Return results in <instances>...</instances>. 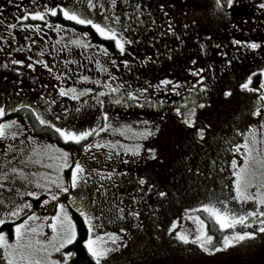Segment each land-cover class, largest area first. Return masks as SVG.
I'll list each match as a JSON object with an SVG mask.
<instances>
[{"label": "rangeland", "instance_id": "1", "mask_svg": "<svg viewBox=\"0 0 264 264\" xmlns=\"http://www.w3.org/2000/svg\"><path fill=\"white\" fill-rule=\"evenodd\" d=\"M148 1L152 2V4L157 8L166 2L169 4L175 3L177 5L185 2L188 3L189 5L187 6L191 8V10L188 13L189 15H187V23H184L182 27L181 23H177L178 25L176 26H178L179 32H181L187 38V43L191 44L188 45L191 50L193 46H197V44L201 42L203 38H205L207 33H209L212 38L224 39L225 41L222 44L223 48L218 47V49H214L213 51L210 50L206 56H197L196 59L193 58L191 53L188 51L174 53L170 62L165 63L162 66H157L155 64L156 57L163 54L165 48L169 49V44L164 42H147L146 40L148 39L144 38L145 40H139L137 42L138 45L134 48V51H136L135 58L139 61H144V55H146L150 59L145 61L143 65H140L137 62L126 67L122 63V60L118 61L119 51L109 48L108 43L105 42L103 38L91 36L89 38L91 41H89L87 36L85 37L83 35L86 33L85 28H79V30L76 29L75 35L73 36L72 34L70 36L68 29L69 26L60 24V33L52 30L54 27L50 26L45 33L42 32L40 34V36H42V34L44 35L49 33L50 37L56 39V43L59 45L69 44V50L64 54L65 59L67 57V63H64L63 67L55 71L59 72L62 70V72H67V82L71 83L74 82L75 76L78 70H80L85 75L91 77L90 80L83 83L84 86L93 87L97 90L105 87L103 84L96 85L94 83L96 79H102L106 84H111L113 87L117 86L116 84L112 83L113 80L108 81L107 79L108 74L117 75L116 72L124 75V84L130 85L131 89H138L141 88L142 85L149 83L153 85L156 83L158 78H162L163 76H174L180 81V84L176 85L177 90L175 92L169 90L167 93L176 95L182 90L191 87V84L196 80L195 77H193V74L188 71L189 68L200 67L203 69L201 75L205 77V80L201 82H206L209 77V71H211L213 68H217V64L220 62L221 57L223 56V49L226 53L230 52L233 49V46L241 50L242 45L233 43V39L240 40L242 37L253 39V34L255 33L264 36V14H262L259 10V3L261 0H243L245 4H250L253 7V10L252 13L244 18L242 23L239 21H233L232 23H229L230 21L224 17V10L226 11L228 8H224L223 10L219 9L223 18L220 16L221 18H217L215 20L213 17L212 21L204 19L203 15L207 13L208 9L210 8L211 0ZM192 2L194 3V6L192 5ZM213 4L215 5V2ZM78 13L84 14L82 11H78ZM198 24L200 25L199 28L201 30L196 32ZM185 25H187V27H185ZM150 33L153 32L151 31ZM159 35L161 34H156L154 37ZM38 36L39 35H36L35 38ZM77 37L80 38L83 44L91 45V47L85 48L81 44L71 43V41L76 40ZM145 37L150 38V36ZM99 45L104 46V49L107 50V54L98 47ZM126 47L128 51L129 46ZM256 50L258 51L255 57L252 56L247 63L240 65L237 64L232 68L230 74L227 76L228 81L222 86L220 90L216 89L213 95L210 98H207V103L203 102L205 105L203 108L198 106L200 102L194 103L197 106L194 123L196 127H199L201 124L208 125L205 119L199 122V116L209 112L212 113L214 127L220 128L223 132L227 129L235 128V126H240L243 136L236 141V144L241 145L245 140V134L249 132V126H252V129L256 131L258 139H261V151H264V127H261L260 125V120L264 119V117L254 116V118L251 113H247L249 108L255 106V97L258 95V93H253L239 87V84L244 82L249 73L256 72L255 70L258 67H264V48ZM97 58L103 63L108 64L110 69L107 72V75L104 72V74L100 76L102 69L91 65V63ZM193 60L196 61L194 65L191 63ZM111 61H115L116 63L112 64ZM56 72L54 73L56 74ZM56 77L58 78L59 75H54L52 72H49V75L46 76L48 81H52V79ZM259 78L255 83L252 81L250 87H258ZM64 81V78H62V83H64ZM171 87L169 89H171ZM160 88L162 89V92ZM160 88L152 89V91L150 90L148 95L155 96L157 99L163 98L167 89L162 87ZM225 88L231 89L232 94L228 97L223 95ZM59 89V86L48 88L46 84L44 86L37 87L32 86V84H25L23 85L22 89L19 90V85L14 83V85L10 86L9 92L5 95L4 100L12 96L16 97L19 94H27L26 98H30L31 104L37 106L38 104L35 103L37 101L34 100L37 98V96H41L39 95L42 93L41 91H48V93L54 94V96L59 98V102L56 101L57 104L55 103V107L58 105V111L60 112V115H64L62 103L65 101L63 98H71L69 96H60ZM0 90L1 92L5 91L3 83L0 84ZM80 90L82 89H79L78 91ZM141 96L142 95H140V97ZM155 104L158 107L160 102H155ZM194 104H192L190 107H187L186 109H179L181 112L187 114L191 111ZM216 104H218V109L214 110L212 106ZM104 106L105 110L111 111L107 104H104ZM175 109L162 110L161 113L160 111H158L159 113H156L155 111L157 110L144 109L142 111V109L131 108L129 105L113 109L115 113L109 114V123H111L113 127H119L121 124H129L132 128L137 129V133L134 134L131 131H125L124 134L121 135L119 132L113 133L111 130H106L105 132L100 133L102 139L108 138L109 140L120 141L122 144H128L130 146H134L135 144L139 143L142 145L143 149H156L155 158L147 157L145 151L141 152L140 157H133L130 153H125L123 150H121L119 153L129 156L127 159L128 163L125 164L126 167L131 170H143L150 168L154 162L159 161L165 163L166 165L177 168V185H179L181 189H186L185 193L187 196H183V198L184 201L188 203V205L185 208L183 206L175 207L168 217L163 218V210L161 209L163 207L165 208L166 200L161 202L152 199L151 210H148V212H142L140 216L143 227H138L136 225V221L131 223V219L129 218L123 219L122 223L117 224L113 215L105 214L101 220H97L95 222L98 225L95 229V235L103 236L104 233H108L107 231L109 229L112 231L113 229H116V227L118 228L116 230L118 234L120 227H125L127 232L123 234L125 243L122 247L113 246L111 245V241L108 240V246L113 247L114 250L110 251L109 255L102 259L101 264H242L241 260L245 264H264V235H258V237L254 240H246L235 246H230L227 249L212 254L203 253L199 246L191 239V237L198 235L199 230L203 231L206 235H211L213 237L211 244L217 245L222 241L224 235H231L232 231L254 230L256 227H258V225L252 224L246 228L245 225L237 224L235 229H220L219 224L215 221V218L204 209L199 207L200 204L208 203L209 200L213 198L218 199L219 201H224L227 198L229 200L228 208L233 212H238L241 210H255V204L252 201H247L246 203H237L234 199H231V197L235 196L232 186V180L235 179V177L231 174L233 170L230 173L224 171L225 173H222L221 176H215L214 174H212V177L207 176V173L210 172L209 170L211 168V159H214V153H217V151L221 149L223 140L218 138L216 142L209 145L207 148H203L201 144L193 139L194 133L192 128L183 123L181 117L176 113ZM262 111H264V109H262ZM17 112L19 114L14 112L12 117L17 115H24L28 117V112L23 109L18 110ZM97 117L98 114L95 110L90 107H86L83 110L73 113L72 116L67 120L64 118L57 121L54 119V117L52 120L57 124V126H69L75 130L92 127L97 122ZM116 117L118 118L114 121V118ZM7 119L11 118H4L2 122ZM252 119H254V122ZM19 120L29 129V125L25 119L20 118ZM29 121L32 127L30 135L35 136L36 141L42 144H52L55 147L63 148L65 151L70 153L71 160L73 162L76 160V158L82 157L85 153L82 148L81 152L79 151L76 154V150H78L77 145L63 144L61 141H65L59 137V134L55 133V131L53 133L54 136L47 132L42 133L40 131H36L37 124L31 119H29ZM143 121H148V125H145ZM157 126L158 131H156ZM145 127L152 129V136L148 137L147 139L133 138L134 135H139ZM211 129L212 127L210 126L206 131L209 132ZM24 136H28L27 133H23V136L17 137L15 139L9 136L6 142L7 144L15 143L17 147H20L19 140ZM172 136L176 137L178 140L173 144L167 143L166 141ZM207 136L208 134L206 135V138ZM90 140L94 142L96 137H89L86 142H89ZM28 145L29 142L25 141V146L27 147ZM105 149L112 151L107 148L99 150L103 151ZM25 154H27V150ZM233 157L236 158L238 165L243 164V148H241L240 152L233 151L231 155L229 154L227 156L228 160H232ZM20 159H23V157H20L16 161V167L21 166L19 163ZM98 167L99 166H96V168ZM165 167L169 168V166ZM197 168L199 169V173H196L195 171ZM189 169H192L193 171L190 173ZM50 171H52V169L44 168L40 165L25 168V172L29 174L30 179H32L31 173L33 172L48 173ZM62 174L64 176L63 178L67 180L69 178L68 174H70V170L64 169L61 172V175ZM135 178L136 177L134 175L126 176L120 183L117 184V187L119 189H129L135 182ZM215 178H217L219 182H216ZM36 179H39V177H36ZM19 183L22 184L20 186H23L25 190L27 189V192L35 189V185H29L27 181H21ZM159 183L162 185L163 183H166V180L159 181ZM89 187H93V185H84V193L87 192ZM74 190H76V193L78 194V190L72 189V191ZM251 191L254 192L255 189L253 188ZM46 198L47 197L43 192H41L39 199L38 196L29 197L27 193H25L22 195V202L19 203L23 204L25 201H27V203L32 205L31 209H24L26 214L24 218H26L28 215H31L33 211L36 212L37 219L30 221V226H39L42 228V232L37 235V238L39 239H50L52 237V230L50 227H48V225L51 223V220H43V217H51L56 214L55 206L52 207V202H50L48 205L41 203V200ZM64 201H66V199L62 200V202ZM194 205L198 206L192 207ZM217 206L219 207L220 205ZM190 209L191 211H189ZM261 210H264V208ZM153 211L156 213L155 216L152 215ZM67 212L71 217L73 224L75 225L77 233L75 218L68 210ZM99 215L100 213L97 216ZM2 216L3 212L0 213V217ZM197 217H199V220ZM20 219L22 218L18 217L16 220H8L4 225H0V232L5 233V238L9 243H12L16 238L14 224L19 222ZM173 221H175V228L172 232H168L167 229L172 226ZM200 221H203V224H201ZM157 222H159V228L157 227ZM209 225L211 228L208 230L207 227H209ZM177 232L189 236V242L187 244L180 242L175 236V233ZM87 238L88 236L86 239ZM104 239L107 240L108 238L104 236ZM251 245L254 246L253 252L248 253L249 246ZM65 250L72 253L75 251L71 244H66L62 251ZM162 254H168V256H166L164 259H160ZM59 255L60 254L56 253L53 254V256L57 258ZM156 256L159 257V259L156 260ZM0 261H2V264H6V261H3L2 247H0Z\"/></svg>", "mask_w": 264, "mask_h": 264}, {"label": "snow or ice", "instance_id": "2", "mask_svg": "<svg viewBox=\"0 0 264 264\" xmlns=\"http://www.w3.org/2000/svg\"><path fill=\"white\" fill-rule=\"evenodd\" d=\"M11 3V0H9ZM89 7H94L93 0H87ZM235 0H215V6L217 9L223 10L224 8H231ZM113 4L117 3V0H112ZM102 7V6H101ZM130 9L129 12L124 13L123 15L127 17V20L124 22H119V16H105L104 23L96 22L93 19L83 17L78 13L77 10L69 7H61L60 5L54 7H45L43 11L34 10V11H25L23 14H17L15 19L25 20L28 17L33 19H45V13H51L53 16L57 15L58 8L62 15L71 21H76L82 25H90L95 32L100 37H105L109 40L114 41L116 49L120 52L126 51V45H131L135 41L128 38L125 33H131L135 31L137 34L140 31L139 26H144L148 29H154L156 27V21L151 19V14L149 13V20H144L143 17L147 11V5L143 4L141 0H132V2L127 5ZM0 8H3V5H0ZM161 10L164 9V5H160ZM259 10L264 14V0H261L259 3ZM167 16V13H165ZM171 20V17H168ZM3 23V21H0ZM195 23V22H193ZM136 25L137 27H133ZM50 25H45L49 27ZM14 27L28 28L33 27V25L25 24H7L6 30L10 31ZM57 28H60L61 25H56ZM166 28L167 35L171 33L173 36H176L178 40L180 37L176 34L171 23L164 25ZM187 27V25H185ZM85 37L87 33L83 34ZM3 37H0L2 39ZM155 38L159 39V36ZM139 35H137V40ZM32 44H35L36 41H32ZM71 43L81 44L83 47H91V45L83 44L79 37L76 40L71 41ZM180 43H183V40H180ZM233 43L238 45H244L248 49H260L264 48V42L257 41H240L234 40ZM107 54V50L104 49L103 45L98 46ZM203 49V44H201ZM169 52L171 49L168 50ZM43 55V53H41ZM11 55V53H9ZM31 60V57H29ZM145 61L149 60V57L144 58ZM98 64L100 61H96ZM16 65H24L25 61L23 59H17L14 61ZM112 64H115V61H111ZM194 65L195 60L191 61ZM228 63H231L228 61ZM35 64H41L45 69L51 71L49 63H46L44 60H37ZM34 63H27L26 67L28 69H34ZM123 64L127 67L129 65L128 60H124ZM118 66V65H117ZM15 71L20 72L19 68H16ZM102 71L108 72L107 67H102ZM194 76L199 78V81H204L205 77L201 75L203 69H196L194 67L188 69ZM260 74L259 86L250 87L253 77ZM67 72L60 73V76H67ZM59 78V77H58ZM82 81H88L91 79L88 75H83L79 77ZM108 81H112L114 77L109 74L107 77ZM19 83V82H17ZM96 85H104L107 88L109 93L119 94L121 89H124L123 95L127 98H131L134 102L137 99L138 94H143L148 91V88H138L131 89L130 85L119 84L113 87L111 84H106L102 79H96L94 81ZM180 81L173 82L172 80L165 77L164 79L159 80L158 84L155 86L157 89L160 87H167L172 85L171 91L175 92L177 90L176 85H179ZM201 90L207 88L206 84H199ZM241 89L258 93L255 97V106L254 111L251 112L252 116L264 117V67H258L256 72L249 73L243 83L239 84ZM89 93H94L91 97L95 100V105L97 110L100 111L103 108L105 97L104 89L101 88L97 90L93 87H84L82 90L78 91L74 87H68L67 89L63 86L59 89L60 96H70L72 100L79 101L82 97ZM231 89L225 88L223 95L225 97L230 96ZM44 94L41 93V96ZM106 98V97H105ZM117 102L126 103L127 100H119ZM56 100H52L51 104H55ZM84 103H87L84 101ZM187 104V101H185ZM51 104L46 108H41L39 106H34L31 103H22V104H0V117H4L6 112H12L14 109H30L31 113L35 116V119L39 122L40 125L46 126L49 129L55 131L59 134L65 142H76L80 143L81 141H86L89 137L95 136L96 140L94 142H86L83 144V150L85 153H88V156L91 160L95 161L97 157L92 155L89 151L90 149H103L107 148L112 151L107 153V159L112 160L113 156L118 155L121 150L125 153H130L133 157H140L142 151H145L147 157L155 158L156 149L147 148L143 149L142 145L137 143L134 146L128 144H122L120 141H113L109 139H102L100 133L105 132L106 130H111L113 133L119 132L121 135L125 131H131L136 134L137 129H134L129 124H121L119 127H113L109 123V114L107 111H100V116L97 117V122L88 128L83 129H73L69 126H57L52 119H49L45 113L51 111ZM200 108H203L205 105L203 102H200L198 105ZM196 105L192 106V109L189 113H183L179 108L175 109L176 113L181 117L183 123L193 130V139L196 141L203 140L206 136V130L210 127L206 124H201L199 127H196L195 121V111ZM65 114L69 113V109L65 107L63 109ZM79 111V109H77ZM55 120H61V116H55ZM145 125H148V121H143ZM261 127H264V119L260 120ZM13 128L16 130L14 131ZM28 131V127L23 125L19 120L7 119L3 122H0V141H6L9 136L12 138H17L23 136V133ZM158 131V126L156 128ZM153 135V131L149 127H145L139 135H134L135 139H147ZM25 141L31 142V146L27 149L25 148ZM20 147H17L15 143H8L6 147L0 145V154L4 156L3 165L0 167L7 168V171H0V189L8 188L9 181L14 183H19L21 181H27L29 185H35V189L29 191L27 195L29 197H37L43 192L46 195V199H42L41 203L48 205L50 202L55 205L56 214L48 217H43V220H51V223L48 227L52 230V237L50 239H39L37 235L42 232V228L39 226H30V221L37 219V214L35 211L25 217L24 209H31L32 205L25 201L23 204H14L11 199L8 197H0V211H3V216L0 217V225H4L8 220H16L17 217H21L19 222L14 224L15 240L12 243H9L5 238V233L0 232V247L3 248V261H6V264H66V262L74 255L72 252L62 251L66 244H71L73 240L76 239V229L73 224L71 217L69 216L65 203L62 202V194H67L68 198L72 201V205L79 212L80 216L83 218L84 224L87 226L89 235L88 238L83 241L84 246L87 249V252L90 254L91 259L95 264H101L103 258H106L109 255L110 251H113L114 248L108 246V240L111 241V245L116 247H122L125 243L123 234L127 232L125 227L119 228V234L117 232L104 233L102 235H95V229L98 226L95 222L101 220L104 215L111 214L117 219H127L131 218L136 221L138 227H143V224L140 220L142 208L141 205H146L147 208L151 209L152 206L147 204V200L154 195L157 200L167 199V193L164 190H161L158 186L154 185L149 179H146L145 176H137L135 178L136 188L134 191L137 195L131 196V203L134 207L125 208L122 207L124 196L128 195L127 193H119L114 191L118 183H120L124 177L128 175L127 171L118 172L116 168H93L86 169L84 163L80 159H76L74 162L71 160L70 153L65 151L63 148L55 147L52 144H42L36 141L35 136L28 135L24 136L19 140ZM261 139H258L256 131L252 129V126H249V132L245 134V140L243 144H232V151L240 152L243 148L244 154V163L241 165L237 164L235 157L231 160V165L233 172L231 173L235 179L232 180L233 190L235 196L231 197L237 203H246L247 201H252L255 204V210H241L238 212H233L228 208L229 200L226 198L224 201H219L218 199H210L208 203H202L199 205L200 208L208 212L212 217L215 218V221L219 224L220 229H235L237 224L245 225L249 227L252 224L258 225L254 230H244V231H232L231 235H224L222 241L217 245H212L211 241L213 237L211 235H206L203 231L198 230V235L191 237L193 242H195L199 248L206 254L218 253L224 249L229 248L230 246H235L240 242L246 240H254L258 235H264V151H261ZM11 156L12 160H16L18 157H23L19 160L20 167L10 166V161L8 157ZM128 163L127 160L124 161ZM134 162V161H133ZM40 165L44 168L52 169L48 173L44 172H33L31 173L32 179L29 178V174L25 172V168L30 166ZM64 169L70 170V176L67 180L63 178L61 172ZM193 170L189 169L191 173ZM196 173H199V169H195ZM39 177V179H36ZM92 184L96 188V191L92 193L91 198L85 199L84 185ZM255 189L252 192V189ZM71 189H77L78 195H73ZM17 196L23 195L22 192L15 193ZM217 205H220L219 207ZM11 210L9 211V208ZM191 211V209L189 210ZM96 212H100V215H95ZM155 211L152 212V215L155 216ZM251 218V219H250ZM199 220V217H197ZM203 224V221H200ZM157 227L159 228V222H157ZM175 228V221L172 222V226L167 229L168 232H172ZM104 236L108 239L105 240ZM176 238L185 244L189 242L190 237L182 233H175ZM60 254L59 257H54L53 254ZM2 264V261H0Z\"/></svg>", "mask_w": 264, "mask_h": 264}, {"label": "flooded vegetation", "instance_id": "3", "mask_svg": "<svg viewBox=\"0 0 264 264\" xmlns=\"http://www.w3.org/2000/svg\"><path fill=\"white\" fill-rule=\"evenodd\" d=\"M132 2V0H117L116 4L112 3V0H93L94 7H89L87 0H11V3L9 0H0V5H3V8H0V21H3V23H0V37H3L0 39V84H4L5 91L0 90V104H22V103H31L30 98H26L27 94H19L16 97L12 96L10 98H6L4 100L5 95L9 92V88L11 85H14V83L19 85V90L22 89L23 85L25 84H32V86H44L45 84L49 87H55V86H63L66 89L68 87H74L77 90L83 89L84 82L79 79L80 76L85 75L80 70H78L74 82H67L68 76H60V73H62V70L59 72H56L55 70L60 69L64 66V63H67V57L65 59V52L68 51L69 44H57L56 39L51 38L49 33L47 34H40L43 32L45 33L48 27H45V25L53 26L52 30H55V32L60 33L61 27L57 28L56 25L64 24L69 26V32L70 36L73 34L75 35V30L79 28H85L87 33V38L89 41H91L89 38L91 36H96L99 38H103L105 42L108 43V46L110 45L111 48L114 50H118L115 47V43L112 40H109L105 37H100L95 30L90 25H82L79 24L76 21H71L66 19L62 13L60 12V9L58 8L57 15L53 16L51 13H45V19H33L31 17H28L25 20H19L15 19L17 14H23L25 11H34V10H40L43 11L45 7H54L57 5H60L61 7H69L73 8L77 11H82L84 14H80L83 17L87 16L89 19H93L96 22L104 23V17L109 16H119L120 21L124 22L127 20V17H125L123 14L126 12H129L130 9L127 7ZM143 4L147 5V11L145 12V15L143 17L144 20H149V13L151 14V19H154L156 21V27L154 29H148L144 26H139L140 31L137 34L135 31L131 33H125L129 39L135 41L131 45H126V51L120 52L119 50V58L118 61L122 60V63L124 60L129 61V65H133L138 62V64L143 65L145 60H137L135 58V52L134 48L138 45L137 42L139 40H145L144 38L148 39L147 42H156V43H168L169 49L171 51L169 52L167 48H165L164 53L160 56L156 57L155 64L157 66H162L165 63H168L172 60V56L174 53L182 52V51H188L191 53L193 58H197V56H206L207 53L213 51L214 49H218V47L223 48L222 44L225 41L224 39H217L212 38L209 33L206 34L205 38L202 39L201 42L197 44V46H193L192 50L187 43V38L185 35H183L178 30V24L181 23L182 25L187 23L188 21V13L190 12L191 8H189L187 5L188 3H180L179 5L175 3L169 4L166 2L164 5V9L161 10V8H157L152 4V2L148 0H141ZM215 2L214 0H211L210 2V8L208 9L207 13L203 15L204 19H207L209 21H212L213 17L216 20L217 18H221V12L219 9L216 8V6L213 4ZM192 5L194 6V3L192 2ZM102 6V7H101ZM253 7L248 4L244 3L243 0H235L232 7L228 10H224V17L229 20V23H232L233 21H239L240 23L243 22L244 18L252 13ZM167 13V16L165 15ZM221 16V17H220ZM168 17H171V20L168 19ZM223 18V17H222ZM171 23L176 34L180 37V40H183V43H180V40L176 38V36H173L171 33H168L165 35L166 28L164 27L165 24ZM178 23V24H177ZM7 24H25V25H33V27L28 28H20V27H14L10 31L6 30ZM49 26V27H50ZM133 27H137L136 25H133ZM200 25L198 24V27L196 28V32L200 31L199 28ZM153 33H150V32ZM159 35V39L155 38L154 35ZM36 35H39L37 38ZM137 35H139V39L137 40ZM145 36H150L145 37ZM36 41L35 44H32V41ZM257 41V42H264V36L260 35L258 33L253 34V39L242 37L240 41ZM261 40V41H260ZM234 41V39L232 40ZM201 44H203V49L201 48ZM238 45V44H237ZM110 48V47H109ZM258 50H252L248 49L246 46L242 45L241 50H239L237 47L233 46V49L226 53L225 50H222V57L220 62L217 64L216 69H212L209 71V77L206 82H201L198 80V77H195V81L191 84V87L182 90L181 92L177 93L176 95H172L170 93H167L169 91L170 87L172 85H169L167 87H163L164 89H167L165 91V94L163 98L157 99L155 96L148 95L149 91L152 89H155L156 85L158 84L159 80L164 79L167 77L168 79L172 80L173 82L179 81L174 76H163L162 78H158L156 80V83L151 85L146 84L142 85L141 88H148V91L143 94H138L137 99L133 102L131 98H127L123 95L124 89H121V92L119 94L116 93H109L107 88H103L105 92V97H101V99H104V104L110 107L111 111L105 110V106L103 104V108L100 111H107L108 114L115 113L113 109H117L119 107L123 106H129L131 108H138L142 109H151V110H157L156 113H159L158 111L162 110H169V109H175V108H187L190 107L194 103L199 102H205L207 103V98H210L216 89H221L222 86L228 81L227 76L230 74V71L235 65L245 64L249 61V59L252 56H256ZM11 53V55H9ZM43 53V55L41 54ZM147 57L146 55H144ZM31 57V60L29 59ZM17 59H23L25 61L24 65H16L14 63ZM44 60L46 63H49V66L51 68V71L48 69H45L43 65L41 64H35L37 60ZM80 60V59H78ZM96 61H100L98 64ZM230 61L231 63H228ZM27 63H34L35 67L34 69H28L26 67ZM91 65L95 66L96 68L102 69V67H107L109 71V66L106 63H103L101 60L95 59L91 63ZM16 68L20 69V72L15 71ZM196 69H201L200 67H195ZM42 71V72H41ZM41 72V73H39ZM49 72H52L54 75H59V78H54L52 81H48L46 76L49 75ZM56 72V74L54 73ZM42 74V75H41ZM46 74V76H45ZM104 74V71L101 72L100 76ZM107 75V73L105 72ZM111 74L113 75L114 79L112 83L119 85L124 84L125 79L124 75L121 73ZM233 74V73H232ZM109 75V74H108ZM107 75V77H108ZM62 78H64V83H62ZM19 82V83H17ZM59 83V84H58ZM199 84H206L207 88L204 90H201L199 87ZM96 89V88H95ZM100 90V89H98ZM161 92L162 89L160 88ZM21 92V91H20ZM44 95L43 96H37V98L34 101H37L39 107L46 108L49 104H51L52 100H56L59 102V98L54 96V94L48 93V91H41ZM41 95V94H39ZM94 95V93H89L87 96H84L81 98V100L76 101L72 99H67L64 97V103L63 108L67 107L69 109V113L62 115V119H69L73 113L79 110H83L86 107H90L93 110H95L98 114V117L100 116V111L97 110V107H93L95 105V100L91 97ZM140 95H142L140 97ZM70 97V96H69ZM71 98V97H70ZM119 100H127L126 103H120L117 102ZM86 101L87 103H84ZM187 101V104L185 103ZM155 102H160V105L157 107ZM57 104V102H56ZM212 108L214 110L218 109V104L213 105ZM254 106L249 108L247 113H251L254 111ZM25 110L28 112V117L31 120H35L36 124H39V122L35 119V116L31 113L30 109H14L12 112H6L4 117H0V122L4 118L10 117L13 120H19L20 118L25 119V121L29 125V129L27 132V135H30V132L32 131L31 123L27 116L24 115H17L15 117H12V114L14 112L17 114L18 110ZM19 114V113H18ZM45 115L49 119L55 118V116H61L60 112L58 111V105L55 107V104H51V111L46 112ZM254 117V116H253ZM118 117L114 118V121L117 120ZM201 122L203 119H205L209 126L212 127V129L207 132L208 136L204 137L203 140L197 141L203 148H207L209 145L213 144L217 141L218 138L223 140V143L221 145V149L217 151L215 154L214 159H211V168L210 172L207 173L208 177H212V174L215 176H221L222 173L231 172L233 168L231 167V160H228L227 156L232 151V144L236 143V141L243 136V132L240 126H235V128H230L225 130L224 132L220 128L214 127V121L212 120V113L206 112L205 114H201L199 116ZM255 118V117H254ZM20 121V120H19ZM254 122V119H252ZM69 124V123H68ZM14 131L16 129H13ZM206 134V135H207ZM206 138V139H205ZM108 139V138H107ZM178 139L176 137H170L166 142L173 144ZM91 141V140H90ZM92 142V141H91ZM76 143V142H75ZM86 143V141L84 142ZM83 143V144H84ZM0 145L3 147H6L7 142L6 141H0ZM31 146V142H29V145L26 147L27 149ZM83 146L80 149V152L82 150ZM26 149V150H27ZM173 149V148H172ZM92 155H95L97 159L95 161L91 160L88 156V153H84L82 157L76 158L80 159L86 169H93L96 168V166H99L101 168L110 169V168H116L118 172L127 171L128 175H134L137 176H145L146 179H149L154 185L158 186L161 190L166 191L167 193V199H160L157 200L154 195H152L148 200L147 204L152 205V199H155L157 201H164L165 208L163 207L161 210H163L162 217H168V215L171 214L172 210L177 206H183L184 208L188 205L184 201V197L187 196L185 193V188L181 189L179 185H177V178H178V171L177 168L166 165L162 162H154L150 168L143 169V170H131L126 167V163L124 162L129 158V156L123 155L122 153H119L118 155L113 156L112 160L107 159V153L110 151L108 150H89ZM173 151V150H172ZM15 155V153H12L8 159L11 162L10 166H15L16 161L20 158L18 157L16 160H12L11 156ZM4 162V156L0 154V165H3ZM98 164V165H97ZM165 166H169V168H166ZM0 171H7V168L0 167ZM225 171V172H224ZM70 176V174H68ZM63 176V174H62ZM64 177V176H63ZM68 177V176H67ZM166 180V183H163L162 185L159 183V181ZM216 182H219L217 178H215ZM0 183H3V181H0ZM9 187L0 189V197H8V199H11L14 204H19L22 202V195L17 196L15 193L22 192L23 194L28 193L27 189L23 186H20L22 184L20 183H14L12 181H9ZM136 188V183L134 182L132 187L129 189H119L116 186V189L114 191H118L119 193H127L128 195L124 196L122 207H125L126 209L129 207H134L131 203V196L137 195V193L134 191ZM96 191L95 187H89L85 195V199H89L92 196V193ZM72 194L78 195L76 193V190L72 191ZM40 196H38L39 199ZM63 199H66L63 203L66 205V210H68L71 214L73 212L79 214V212L76 210V208L71 204L72 201L68 198L67 194H62ZM62 199V200H63ZM126 201V202H125ZM196 204V203H195ZM54 203L52 204V207H54ZM198 205H194L192 207H197ZM140 208H142V212H148V210H151L147 208L146 205H141ZM183 208V209H184ZM11 210V207L9 208V211ZM3 211H0L2 213ZM100 212H96L95 215H98ZM107 214V213H106ZM80 215V214H79ZM18 218V217H17ZM16 218V219H17ZM115 221L117 224L122 223L123 219H117L115 216ZM131 219V218H129ZM167 219V218H166ZM163 221V220H162ZM131 223H134V220L131 219ZM87 227V226H86ZM118 228L109 229L107 232H116ZM87 236H88V228H87ZM253 245V244H252ZM249 246L248 253L253 252L254 246ZM74 253V252H73ZM74 256V255H73ZM72 256V257H73ZM168 254H162L160 256V259H164ZM71 258V257H70ZM156 260L159 259V257L156 256ZM68 262V261H67ZM66 262V264H67ZM242 264H245L242 262ZM127 264V263H125Z\"/></svg>", "mask_w": 264, "mask_h": 264}, {"label": "trees", "instance_id": "4", "mask_svg": "<svg viewBox=\"0 0 264 264\" xmlns=\"http://www.w3.org/2000/svg\"><path fill=\"white\" fill-rule=\"evenodd\" d=\"M109 47L111 48V46L109 45ZM256 71V70H255ZM259 73H257L256 76L253 77V82L255 83L258 78H259ZM186 109V108H184ZM33 122L36 123L35 120H32ZM40 128V129H39ZM36 131H40L42 133H49L50 135L54 136V130L49 129L46 126L43 125H38L37 124V128ZM59 139V138H58ZM63 144L65 145H77L78 146V150H76V153H78L80 151V148L83 146V143L85 141H81L80 143H75V142H63L61 141ZM73 217L75 218L76 221V227H77V235H76V239L71 243V246L74 248V256L71 257L67 264H94V261L91 259L90 254L87 252L86 247L83 244V241L86 239L87 237V227L83 222V218L73 212ZM209 228H211V226L209 225V227H207V229L209 230Z\"/></svg>", "mask_w": 264, "mask_h": 264}]
</instances>
